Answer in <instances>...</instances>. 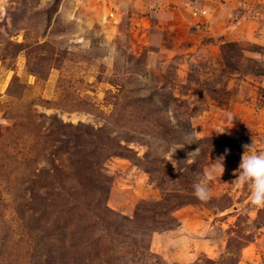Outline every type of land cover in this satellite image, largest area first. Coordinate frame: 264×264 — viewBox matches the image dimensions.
I'll return each mask as SVG.
<instances>
[{
    "label": "rangeland",
    "instance_id": "374dc122",
    "mask_svg": "<svg viewBox=\"0 0 264 264\" xmlns=\"http://www.w3.org/2000/svg\"><path fill=\"white\" fill-rule=\"evenodd\" d=\"M253 141L264 0H0V264H264Z\"/></svg>",
    "mask_w": 264,
    "mask_h": 264
},
{
    "label": "clouds",
    "instance_id": "9594fccd",
    "mask_svg": "<svg viewBox=\"0 0 264 264\" xmlns=\"http://www.w3.org/2000/svg\"><path fill=\"white\" fill-rule=\"evenodd\" d=\"M229 128L224 126L218 133H224ZM196 138L188 141V144H193ZM248 146V150L244 151L239 167L236 170L238 175L234 182L245 185L249 189V201L252 205L264 207V151H253L252 146ZM199 147L192 151L193 154H198ZM230 149L225 148L224 152L227 154ZM194 159V156H193ZM225 155L222 154L215 160H211L209 164L203 169L197 181L194 184V191L196 197L201 201L210 199L211 192L209 184L221 177L225 171L224 166Z\"/></svg>",
    "mask_w": 264,
    "mask_h": 264
},
{
    "label": "trees",
    "instance_id": "16d2710c",
    "mask_svg": "<svg viewBox=\"0 0 264 264\" xmlns=\"http://www.w3.org/2000/svg\"><path fill=\"white\" fill-rule=\"evenodd\" d=\"M30 153H31V152H30ZM30 153H28V154H30ZM28 154H27V155H28ZM25 161H28V158H27V159H25Z\"/></svg>",
    "mask_w": 264,
    "mask_h": 264
}]
</instances>
